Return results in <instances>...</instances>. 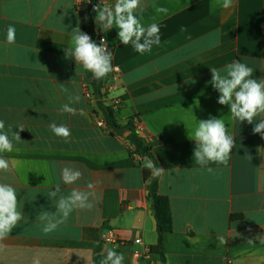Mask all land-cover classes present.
<instances>
[{
  "label": "crops",
  "instance_id": "obj_1",
  "mask_svg": "<svg viewBox=\"0 0 264 264\" xmlns=\"http://www.w3.org/2000/svg\"><path fill=\"white\" fill-rule=\"evenodd\" d=\"M97 2L102 7L115 0ZM215 2L142 0L136 15L145 26L160 27L159 45L144 54L122 45L116 28L104 32L94 25L96 42L104 37L112 52L103 101L118 104V125L131 124L165 169L159 193L169 199L173 216L165 264H264V138L253 133L254 124L232 119L210 83V68L235 60L254 69L252 78H264V0H233L229 9H213ZM154 4L168 14H158ZM90 9L91 0H0V120L21 137L13 152L0 154L10 164L0 171V183L15 188L23 215L0 241V264H99L113 248L103 243L108 230L125 242L114 248L124 264H162L150 251L158 235L141 159L130 154L125 135L98 125L104 116L89 72L64 51L72 29L84 31ZM10 25L13 44L6 41ZM70 94L81 98L72 105L75 115L61 111ZM212 117L224 120L236 146L227 164L211 163L209 172L195 163L189 133L197 120ZM51 122L71 130L69 142L51 132ZM66 166L82 172L73 185L61 181ZM58 183L64 195L73 188L94 192L93 207L74 210L44 234L37 217L56 211L48 193ZM146 248L141 259L133 257Z\"/></svg>",
  "mask_w": 264,
  "mask_h": 264
},
{
  "label": "clouds",
  "instance_id": "obj_2",
  "mask_svg": "<svg viewBox=\"0 0 264 264\" xmlns=\"http://www.w3.org/2000/svg\"><path fill=\"white\" fill-rule=\"evenodd\" d=\"M233 0H216L212 8L220 7L229 9ZM159 14H168L166 7L153 5ZM142 8V0H115L113 5L105 4L96 6L95 22L105 32L116 28L118 39L124 46L131 45L133 49L144 54L151 52L154 45L160 43V27L157 23L145 26L142 19L136 13ZM71 46L64 50L69 58H74L76 65L90 72L96 80H102L113 70L112 52L107 48V41L101 39L99 43L94 41L86 32L78 26L71 31ZM8 44L15 43V28L9 26L6 33ZM211 85L218 91L217 102L220 105L230 106V115L233 120L254 124V134H260L264 138V78L254 79V69L246 63L235 60L226 64L223 68H210ZM62 91L67 92L66 88ZM80 96L69 95V102L61 106V111L72 115L77 114V109L72 105L80 102ZM84 115V110H79ZM261 117L259 122L254 123L255 118ZM195 128L189 133V138L195 142L193 158L201 167H207L214 163L224 165L228 163L232 149L236 146L235 138L230 135L222 118H209L197 120ZM51 132L69 142L71 130L64 124L55 122L49 124ZM19 129L24 130L23 126ZM21 137L13 131L11 126L5 128V122L0 120V154L11 153L15 150L14 141L19 142ZM154 177L161 176L165 169L157 167L151 160L145 158L144 165ZM10 169L9 162L0 155V171L7 172ZM207 171L212 172L211 167ZM61 181L64 185H73L81 177L82 172L72 167H64L60 172ZM94 188L92 183L87 184V189ZM92 191L73 188L69 194L64 195L61 185H55V191L50 190L49 199H52L56 211H42L37 219L42 224L44 234L54 232L61 224L65 223L70 214L76 209H91L93 203ZM23 219L22 211L18 209V198L15 188L6 183H0V241H3ZM226 242V241H222ZM125 257L114 248H108L99 264H124ZM33 264H40L39 259Z\"/></svg>",
  "mask_w": 264,
  "mask_h": 264
},
{
  "label": "trees",
  "instance_id": "obj_3",
  "mask_svg": "<svg viewBox=\"0 0 264 264\" xmlns=\"http://www.w3.org/2000/svg\"><path fill=\"white\" fill-rule=\"evenodd\" d=\"M96 6H99L97 0H91V9L84 28V31L89 34L94 41H96V34L94 32L96 16L94 8ZM109 75L110 74H108V76L102 80H96L90 72L87 74V77L91 81L90 89L93 96L96 98L97 109L102 113L107 125L111 128L112 135L124 136L126 133H129V135L126 137V141L130 147V154L133 157H139L142 162L141 165H144L145 158H147L151 160L157 167H159V164L154 157L151 145L143 137H141L136 130L133 129L131 124L125 128L120 127L115 117L117 109H114L112 105H106L103 101L107 93ZM143 172L147 184V202L157 222V244L151 247L150 251L152 254L159 256L161 263L165 264L166 256L164 239L166 234L173 231L171 205L169 199L159 193L160 176L154 177L144 166ZM234 217L240 216H233V218Z\"/></svg>",
  "mask_w": 264,
  "mask_h": 264
},
{
  "label": "built area",
  "instance_id": "obj_4",
  "mask_svg": "<svg viewBox=\"0 0 264 264\" xmlns=\"http://www.w3.org/2000/svg\"><path fill=\"white\" fill-rule=\"evenodd\" d=\"M105 39L104 37H101L98 41V43L100 42L101 39ZM106 40V39H105ZM115 72H119V69L116 68ZM114 109H118V104L114 103L111 104ZM98 125L103 127L106 126V121L104 119H102L101 121L98 122ZM134 242L136 244H142V240L141 238H136L134 240ZM103 243L107 244V245H111L113 248L118 249L120 248L121 245H124L125 242L123 240H121L119 237H117L114 232L112 230H108L107 232L104 233L103 235ZM146 253H148V249L146 248V250L144 251H135L132 255L135 259L139 260L141 259Z\"/></svg>",
  "mask_w": 264,
  "mask_h": 264
},
{
  "label": "water",
  "instance_id": "obj_5",
  "mask_svg": "<svg viewBox=\"0 0 264 264\" xmlns=\"http://www.w3.org/2000/svg\"><path fill=\"white\" fill-rule=\"evenodd\" d=\"M129 135V133H126L125 134V137H127ZM153 220H154V222H155V227L157 228V222H156V220H155V218L153 217Z\"/></svg>",
  "mask_w": 264,
  "mask_h": 264
}]
</instances>
